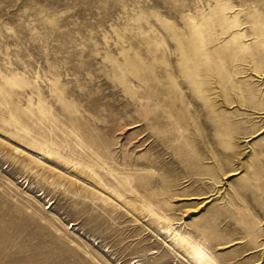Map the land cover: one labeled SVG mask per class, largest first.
Here are the masks:
<instances>
[{
    "label": "rangeland",
    "instance_id": "1",
    "mask_svg": "<svg viewBox=\"0 0 264 264\" xmlns=\"http://www.w3.org/2000/svg\"><path fill=\"white\" fill-rule=\"evenodd\" d=\"M198 244L264 264V0H0V264Z\"/></svg>",
    "mask_w": 264,
    "mask_h": 264
},
{
    "label": "bare ground",
    "instance_id": "2",
    "mask_svg": "<svg viewBox=\"0 0 264 264\" xmlns=\"http://www.w3.org/2000/svg\"><path fill=\"white\" fill-rule=\"evenodd\" d=\"M72 187V186H71ZM191 257L199 264H210V258L208 254L198 246L193 248V253ZM190 256V255H189ZM214 264V263H213Z\"/></svg>",
    "mask_w": 264,
    "mask_h": 264
}]
</instances>
